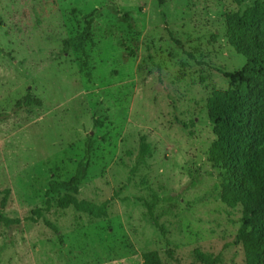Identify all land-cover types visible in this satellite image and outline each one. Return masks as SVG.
<instances>
[{
	"label": "rangeland",
	"instance_id": "obj_1",
	"mask_svg": "<svg viewBox=\"0 0 264 264\" xmlns=\"http://www.w3.org/2000/svg\"><path fill=\"white\" fill-rule=\"evenodd\" d=\"M254 2L0 0V190H9L0 210L41 214L0 224V264H143L148 251L162 264H191L199 252L246 264L233 244L242 206L221 201L224 169L209 160L216 135L206 103L231 86L218 69L246 63L225 15ZM88 19L87 56L77 42L64 53L63 40ZM27 94L40 105L15 110ZM89 138L76 199L103 205L101 217L60 205L64 190L49 192L75 174ZM141 140L150 153L137 162Z\"/></svg>",
	"mask_w": 264,
	"mask_h": 264
},
{
	"label": "trees",
	"instance_id": "obj_2",
	"mask_svg": "<svg viewBox=\"0 0 264 264\" xmlns=\"http://www.w3.org/2000/svg\"><path fill=\"white\" fill-rule=\"evenodd\" d=\"M227 37L230 45L246 57L241 69L226 72L218 69L230 81L228 89H214L207 99L209 119L216 139L209 148V160L224 169L220 199L228 207L242 206V224L233 244H241L245 252L246 264H264V0L255 2L243 11L228 12L225 15ZM1 23V19H0ZM92 20L84 22L83 29L73 37L63 40L62 51L67 52L72 43L82 48L91 41ZM133 31V23H128ZM178 45L181 42L176 40ZM193 57L191 53H188ZM31 105H40V100L27 94L15 103V110ZM93 141L86 142L85 153L75 174L67 181L52 180L49 192L64 194L59 196V204L72 205L81 212L94 217L105 215V207L77 200L81 184L92 151ZM149 145L141 140L137 162L149 155ZM135 169L133 168L132 172ZM9 190H0V193ZM148 213L156 228L161 229L150 205ZM37 216L12 218L0 210V224L5 227H19L24 221L36 222ZM50 226V224H49ZM143 264H162L157 251L142 254ZM221 254L196 253L191 264H222Z\"/></svg>",
	"mask_w": 264,
	"mask_h": 264
}]
</instances>
